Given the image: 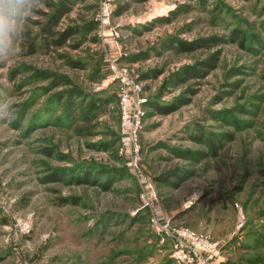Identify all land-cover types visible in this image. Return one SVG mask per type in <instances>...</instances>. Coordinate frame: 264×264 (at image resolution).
I'll return each mask as SVG.
<instances>
[{
    "label": "rangeland",
    "instance_id": "374dc122",
    "mask_svg": "<svg viewBox=\"0 0 264 264\" xmlns=\"http://www.w3.org/2000/svg\"><path fill=\"white\" fill-rule=\"evenodd\" d=\"M67 1L31 18L35 55L18 40L0 63V264H177L152 210L208 234L222 264L264 262V0H119L106 26L97 0ZM64 3L57 32L76 33L57 47L41 30ZM123 78L146 99L134 154L121 144ZM84 165L121 173L100 178L107 189L80 185Z\"/></svg>",
    "mask_w": 264,
    "mask_h": 264
},
{
    "label": "built area",
    "instance_id": "2783aa9c",
    "mask_svg": "<svg viewBox=\"0 0 264 264\" xmlns=\"http://www.w3.org/2000/svg\"><path fill=\"white\" fill-rule=\"evenodd\" d=\"M119 0H97L99 7V17L97 21L103 26L109 24L111 17L114 15L115 5ZM112 70L118 72L116 66L112 65ZM141 89L133 88L131 82L123 78L119 90V105L121 126L123 134L121 144L129 152L134 154L138 151V140L141 130L143 129V119L146 112L142 106L146 99L140 97ZM145 192L141 195V201L153 208L155 201L158 200L154 188L148 182ZM149 185V186H148ZM151 221L157 234L161 236L162 241L169 240L172 247V259L177 264H222L221 250L222 247L218 242L208 234L197 233L187 227H174L171 222L164 220L161 210L151 211Z\"/></svg>",
    "mask_w": 264,
    "mask_h": 264
},
{
    "label": "trees",
    "instance_id": "16d2710c",
    "mask_svg": "<svg viewBox=\"0 0 264 264\" xmlns=\"http://www.w3.org/2000/svg\"><path fill=\"white\" fill-rule=\"evenodd\" d=\"M65 4V3H64ZM71 10L70 6L67 5H63L60 8H58L57 10L55 9V12L52 13L51 15H49V19L47 20V25L45 26V28H43V30H41V33H46L49 34L52 39V41H50L54 46H61L63 41L69 39L70 37H72L73 35H75L76 31L74 29H68L66 31L63 32H57V27L59 25V22L61 20V18L69 13ZM120 12V11H119ZM120 14V13H118ZM28 31V30H27ZM234 35L236 36V40L239 38L241 40L245 39V35L243 32H239V30L234 31ZM46 37V35H44ZM25 40V46L28 48L27 50V54L29 55H35L37 52V44L35 43V40L33 38V36L31 35V32L28 31V35L27 37L24 39ZM208 42H212V40H208V41H202L199 44H195V45H184V44H178V50H182L183 51H193L194 47L192 48V46H196V47H207L209 46ZM260 40H255L254 44H259ZM26 48V49H27ZM207 68L211 69L213 66L211 64H209L208 66H206ZM207 75V72L200 74H196L195 72H192L189 78H201ZM95 103H97V101H94ZM94 102L92 103L94 105ZM162 105V106H161ZM154 104V108L160 113V114H169L173 111L174 107L172 106H165V104ZM193 139H197L196 141H204V143L209 146V148L211 150H219V147H217L216 145H214L212 142H209V144L206 142V139L204 140L202 137L201 138H195L193 137ZM209 141V140H208ZM186 155H190L193 158H197L199 157V153L197 152H183ZM213 154V153H212ZM85 167V165H84ZM117 173H121V172H116L113 169H109V168H105V167H98V166H89V167H85V170L82 174H80L81 176H76L73 177L72 180L75 181L76 183L80 184V185H98V186H102L103 188L107 189V186L102 185V181L100 180V178L102 177H107L108 181L114 177L117 176ZM65 177L62 178V176H60L58 179H53L51 180V182H70V180H66L65 181ZM98 179V180H97ZM107 180L104 181V183L108 182ZM60 202H62L63 204H67V203H71L70 201L66 200V199H62L59 200ZM248 260V259H247ZM258 261H260L259 259L256 260V262L252 261V260H248V264H256ZM223 264H237L234 262H224Z\"/></svg>",
    "mask_w": 264,
    "mask_h": 264
},
{
    "label": "clouds",
    "instance_id": "9594fccd",
    "mask_svg": "<svg viewBox=\"0 0 264 264\" xmlns=\"http://www.w3.org/2000/svg\"><path fill=\"white\" fill-rule=\"evenodd\" d=\"M45 9L46 0H0V63L12 59L16 41L28 35L31 18Z\"/></svg>",
    "mask_w": 264,
    "mask_h": 264
},
{
    "label": "crops",
    "instance_id": "0c3cea01",
    "mask_svg": "<svg viewBox=\"0 0 264 264\" xmlns=\"http://www.w3.org/2000/svg\"><path fill=\"white\" fill-rule=\"evenodd\" d=\"M68 2H69V3H68ZM78 2H79V0H78V1H77V0H71V1L68 0V1H67V3H68L69 5L71 4V6H73V7H74L75 5H77ZM67 3H65V5L69 6ZM67 14H68V13H67ZM67 14H65V15L63 16V18H64ZM63 18H62V19H63ZM57 29H58V27H57ZM243 237H244V238H243V239H244V242H246V238H245V236H243ZM249 248H250V246H249V247L246 246V247L244 248L245 250H244L243 252H244V253H245V252H248V251L250 250ZM233 253L235 254V252H233ZM228 256H229V255H228ZM229 257H230V256H229ZM259 260H260V259H259ZM223 261H225L224 258H223ZM228 262H230L229 259H228ZM245 264H248V260H247V259H246ZM257 264H264V262L260 260V261H258Z\"/></svg>",
    "mask_w": 264,
    "mask_h": 264
}]
</instances>
